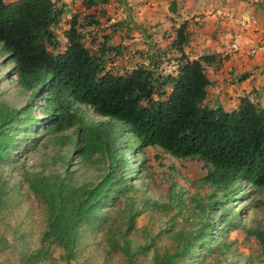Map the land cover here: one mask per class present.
Masks as SVG:
<instances>
[{
	"label": "rangeland",
	"instance_id": "rangeland-1",
	"mask_svg": "<svg viewBox=\"0 0 264 264\" xmlns=\"http://www.w3.org/2000/svg\"><path fill=\"white\" fill-rule=\"evenodd\" d=\"M57 1L63 11L56 30L57 53L64 51L62 32L75 15L90 53L97 54L104 39L108 47L116 48L105 59V72L120 76L144 67L161 78L175 77L182 63L172 44L176 29L186 21L185 57L194 60L212 54L216 58L214 64L204 67L211 82L204 105L231 111L246 97L264 107V0H93L89 8L84 0ZM171 2L174 12L170 11ZM246 8H252L255 24L245 25L251 27L248 32H238L236 28H243L245 21L234 22L237 15L231 14ZM87 15L94 17L96 24L85 25L82 18ZM250 41L256 42L257 53L237 52ZM10 70L8 57L0 48V101L22 107L27 94H17ZM162 90L168 94L170 87ZM152 100H157L156 96ZM41 101L36 99L31 107L36 116ZM82 111L85 121L101 120L86 108ZM62 136L71 137L70 131ZM33 137L37 138L36 147L30 148ZM33 137L21 136L6 163H0V264H65L61 249L41 240L49 208L31 190V184L45 178L51 185L57 175L65 197L106 172L101 155L86 160L75 155L72 143H58L42 132ZM117 137L122 147H136L126 132L119 131ZM122 154L130 182L123 195L100 207L99 217L79 225L70 264H125L128 258L122 250L123 240L132 256L129 264H157L164 252L173 253L175 246L197 234L204 222L213 223L218 231L213 236L214 248L224 251L228 247L226 256L215 250L199 252L195 243L187 261L175 259L174 264H217V260L220 264H264V247L245 234L254 228L264 232V187L241 183L232 199L224 203L220 193L210 195L203 180L206 164L197 158L176 160L156 148L133 153L122 150ZM214 200L216 204L207 208ZM233 214L235 227L226 232L222 217L227 220Z\"/></svg>",
	"mask_w": 264,
	"mask_h": 264
},
{
	"label": "trees",
	"instance_id": "trees-1",
	"mask_svg": "<svg viewBox=\"0 0 264 264\" xmlns=\"http://www.w3.org/2000/svg\"><path fill=\"white\" fill-rule=\"evenodd\" d=\"M93 3L84 0L85 8ZM170 11H175L174 2ZM62 14L57 0H18L10 4L0 0V48L11 64L17 94H27L22 107L0 101V163H6L21 136L30 139L38 132L52 136L58 143H72L76 156L88 160L101 155L105 159L106 172L100 179L72 189L65 197L63 182L57 175L51 185L45 178L31 184V190L49 208L41 240L59 247L65 264H70L79 225L99 217L100 207L123 195L130 182L122 150L133 153L156 148L176 160L203 161L207 167L203 180L210 195L220 193L224 203L232 199L234 189L241 183L257 189L264 187V107L246 97L230 112L203 104L211 87L204 67L214 64L216 58L212 54L194 60L185 57L186 21L176 29L172 44L182 63L175 77L161 78L144 67L113 76L104 71V62L116 48L108 47L104 39L98 53H90L75 15L62 32L64 51L56 52V30ZM82 19L87 26L96 24L92 16ZM166 86L170 87L168 94L162 90ZM161 97L163 100H159ZM36 99L42 100L39 116L31 108ZM82 108L101 120L85 121ZM67 131L73 139L62 136ZM119 131L130 135L136 147H122ZM30 140L29 147L35 148L37 138ZM233 219L234 214L227 220L223 216L222 229L233 230ZM216 234L213 223L204 222L197 234L188 235L173 253L164 252L157 264H174L175 259L187 261L195 243L199 244V252L215 250L226 256L228 247L223 246L224 251L214 248ZM245 234L264 247L263 231L254 228ZM122 250L128 258L125 264H129L132 256L124 240ZM216 263L220 264L218 260Z\"/></svg>",
	"mask_w": 264,
	"mask_h": 264
},
{
	"label": "crops",
	"instance_id": "crops-1",
	"mask_svg": "<svg viewBox=\"0 0 264 264\" xmlns=\"http://www.w3.org/2000/svg\"><path fill=\"white\" fill-rule=\"evenodd\" d=\"M16 1H18V0H4V2L6 3V4H10V3H13V2H16ZM251 11H252V8H246V11H244V12H238V11H235L233 14H231V16L232 15H237L236 16V18H235V21L234 22H237V20H239L240 18L242 19V20H244L245 22H243V24H244V27L243 28H236L237 30H238V32H241V31H246V32H248V30H251V27H253V26H251L250 25V23H254L255 24V21H254V19L251 17ZM246 17H248V19L246 18ZM251 17V18H250ZM240 19V20H241ZM253 19V20H252ZM234 19H232V21H233ZM239 20V21H240ZM238 21V22H239ZM237 22V23H238ZM248 25V26H251V27H245V25ZM237 34H239V33H237ZM244 34V33H243ZM250 34L251 35H254L253 34V32L251 31L250 32ZM249 43H251V44H249V46H247V45H241L240 46V48L239 49H237V52H242L243 51V53L244 54H248V53H250L251 51H254L253 53H257V51L258 50H256V42H254V41H250ZM226 47H227V45H225ZM255 48V49H254ZM236 49V48H235ZM261 49L262 48H260V50L259 51H261ZM238 54H240V53H238ZM205 101V100H204ZM204 104V103H203ZM238 104H239V102L236 104V106H234L233 107V109L232 110H235L237 107H238ZM224 111H226V109L225 108H222ZM231 110V111H232ZM226 112H230V111H226Z\"/></svg>",
	"mask_w": 264,
	"mask_h": 264
},
{
	"label": "clouds",
	"instance_id": "clouds-1",
	"mask_svg": "<svg viewBox=\"0 0 264 264\" xmlns=\"http://www.w3.org/2000/svg\"><path fill=\"white\" fill-rule=\"evenodd\" d=\"M87 109V108H86ZM233 111V110H232ZM101 119V118H100Z\"/></svg>",
	"mask_w": 264,
	"mask_h": 264
}]
</instances>
